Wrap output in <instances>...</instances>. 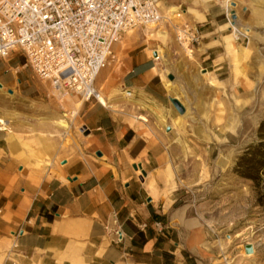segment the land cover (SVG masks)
I'll list each match as a JSON object with an SVG mask.
<instances>
[{
	"label": "crops",
	"instance_id": "crops-1",
	"mask_svg": "<svg viewBox=\"0 0 264 264\" xmlns=\"http://www.w3.org/2000/svg\"><path fill=\"white\" fill-rule=\"evenodd\" d=\"M230 1L227 8L236 25H230L219 0H198L195 9L183 12L186 25L201 37L193 56L209 82L229 75L231 60L234 76L244 77L238 67L244 65L248 49L238 40L249 36V28L264 29V0ZM149 30H145L148 37L160 33ZM159 47L157 42L125 34L113 46L119 57L113 78L144 109L146 118L132 121L145 123L144 130L134 129L127 122L130 117L117 112L111 98L101 96L103 106L84 101L82 116L90 135L80 142L76 157L71 158L72 147L62 149L61 144L55 150L35 149V157H51L49 166L35 168L38 160H29L24 149V143L31 140L27 136L35 134L34 141L46 143L55 137L46 133L49 124L68 128L63 117L33 122L30 127L24 119L12 123L0 119V264H211L206 230L186 207H175L176 189L171 188L175 183L169 188L166 181L175 158L195 152L185 149L184 137L171 127L177 113L169 100L183 103L175 90L167 91L158 75L153 57L155 53L161 57ZM14 55L5 61L4 74L11 79L5 82L0 77V85L7 93L37 100L41 90L21 82L27 68L20 60L12 65ZM122 95L114 92L113 97ZM81 106L79 101L71 117ZM60 121L65 127L58 125ZM90 146L92 154L99 152L101 157L91 159L85 148ZM14 243L16 250H12Z\"/></svg>",
	"mask_w": 264,
	"mask_h": 264
},
{
	"label": "rangeland",
	"instance_id": "rangeland-1",
	"mask_svg": "<svg viewBox=\"0 0 264 264\" xmlns=\"http://www.w3.org/2000/svg\"><path fill=\"white\" fill-rule=\"evenodd\" d=\"M197 1L159 2L164 21L149 30L153 34L159 31L158 36H146V28L127 32L125 36L134 39L138 37L143 42H157L160 45L157 48V51H161L158 75L167 91L175 90L178 93L185 108L183 115L176 114L171 127L184 137L185 149L190 147L195 155L175 158L168 167L171 172L166 181L170 184L169 188L171 182L175 183L174 187L171 186L176 189L173 194L177 199L175 207H186L189 216L199 219L206 230L208 263L264 264V206L258 205V192L252 183L232 173L237 157L255 141L256 129L264 117V29L249 28V36L238 40L240 44L244 42L242 46L248 49L244 65L238 67V72H243L244 77L234 76L231 60L230 74L212 78L209 82L202 77L204 72L195 64L193 53L189 55L185 46L176 40L179 29L187 24L183 12L195 9ZM219 1L224 4L225 16L230 25L232 22L236 25L228 11L227 0ZM161 35L164 38H160ZM19 60L23 65L24 58L15 54L12 65L19 63ZM118 60L116 56L115 64ZM115 64L100 73L95 86L103 98L114 101L117 112L122 111L130 117L127 122L134 129L144 130L145 123L132 122L138 117L146 118L144 109L133 103V95L131 98L124 95L113 97L114 92L123 93L113 78ZM234 65L237 67V62ZM5 70V61L0 60V77L8 82L11 77L4 74ZM24 70L19 79L22 83L27 81L31 86L36 85L41 90L40 96L36 94L37 100H28L0 88V119L11 123L17 122L18 118L24 119L27 127H30L29 124L33 122L63 117L68 126L66 130L49 124L50 128L45 132L54 133L55 137L40 144L34 141L35 134H31L27 136L31 140L24 143V149L29 154V160H38L35 168L51 164L49 154L47 157H35V149L55 150L61 144L62 149L72 147L71 158H75L77 151L82 148L80 142L85 141L84 138L88 140L90 135L86 117L82 116L84 100L56 92L50 83L40 81L28 69ZM168 77H172V80H168ZM16 87L14 82L17 90ZM33 101L38 103L34 104ZM79 101H82V106L71 117ZM91 102L97 103L94 100ZM106 110L110 113L111 109ZM85 148L90 158L95 160L93 148ZM26 167L33 169L29 164ZM247 246L251 248L250 254H246Z\"/></svg>",
	"mask_w": 264,
	"mask_h": 264
},
{
	"label": "built area",
	"instance_id": "built-area-1",
	"mask_svg": "<svg viewBox=\"0 0 264 264\" xmlns=\"http://www.w3.org/2000/svg\"><path fill=\"white\" fill-rule=\"evenodd\" d=\"M163 21L159 0H0V60L19 54L34 78L56 92L98 103L95 83L116 62L114 44ZM176 40L193 51L201 37L185 24ZM159 60L155 53L153 61ZM123 94L132 97L129 90Z\"/></svg>",
	"mask_w": 264,
	"mask_h": 264
},
{
	"label": "trees",
	"instance_id": "trees-1",
	"mask_svg": "<svg viewBox=\"0 0 264 264\" xmlns=\"http://www.w3.org/2000/svg\"><path fill=\"white\" fill-rule=\"evenodd\" d=\"M255 137V141L237 157L232 173L252 183L258 192V205L264 206V117L256 129Z\"/></svg>",
	"mask_w": 264,
	"mask_h": 264
},
{
	"label": "water",
	"instance_id": "water-1",
	"mask_svg": "<svg viewBox=\"0 0 264 264\" xmlns=\"http://www.w3.org/2000/svg\"><path fill=\"white\" fill-rule=\"evenodd\" d=\"M232 6H233V4H232ZM168 80L171 81L172 77H168ZM0 88H2L1 85H0ZM8 93L11 94L10 91ZM169 101H170V104L172 105V107L174 108V110L177 112V114L183 115L185 113V108L182 106V104L178 100L170 99ZM96 156L97 157H101V154L99 152H97ZM134 169H141V168L139 166V167H134ZM142 175H144V173H142ZM245 251H246V254H250L251 253V248L249 246H247Z\"/></svg>",
	"mask_w": 264,
	"mask_h": 264
},
{
	"label": "bare ground",
	"instance_id": "bare-ground-1",
	"mask_svg": "<svg viewBox=\"0 0 264 264\" xmlns=\"http://www.w3.org/2000/svg\"><path fill=\"white\" fill-rule=\"evenodd\" d=\"M176 16H178V15H176ZM147 29H150V28H154V26H148V27H146ZM185 48V51L189 54V55H192V53H193V51H190L186 46L184 47ZM102 97H101V95H99L98 96V103L101 105V106H103L101 103H100V99H101ZM80 102H82V101H80ZM58 125L60 126V127H65V125H64V123L62 122V121H60V122H58Z\"/></svg>",
	"mask_w": 264,
	"mask_h": 264
}]
</instances>
